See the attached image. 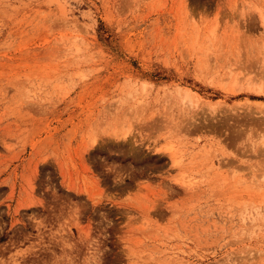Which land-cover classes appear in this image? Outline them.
Segmentation results:
<instances>
[{
	"label": "rangeland",
	"instance_id": "374dc122",
	"mask_svg": "<svg viewBox=\"0 0 264 264\" xmlns=\"http://www.w3.org/2000/svg\"><path fill=\"white\" fill-rule=\"evenodd\" d=\"M0 264H264V0H0Z\"/></svg>",
	"mask_w": 264,
	"mask_h": 264
}]
</instances>
